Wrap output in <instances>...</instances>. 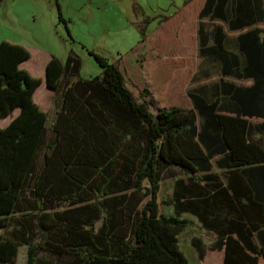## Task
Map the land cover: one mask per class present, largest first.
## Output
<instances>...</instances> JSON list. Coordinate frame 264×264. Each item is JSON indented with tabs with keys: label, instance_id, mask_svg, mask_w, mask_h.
Here are the masks:
<instances>
[{
	"label": "trees",
	"instance_id": "trees-1",
	"mask_svg": "<svg viewBox=\"0 0 264 264\" xmlns=\"http://www.w3.org/2000/svg\"><path fill=\"white\" fill-rule=\"evenodd\" d=\"M233 2L240 21L232 27L244 26L243 18L253 20L249 0ZM218 4L214 16L229 20L221 0ZM201 33L204 44L210 38L215 43L201 49L219 65L215 100L190 92L193 110L173 106L153 113L149 91L138 99L121 60L88 52L101 74L85 79L82 59L70 54L66 62L53 58L46 68L47 85L59 98L51 125L50 113L34 100L42 79L21 68L30 51L0 42V119L20 109L0 128V229L7 230L0 235L1 262L15 264L19 248L27 246L26 264H190L179 236L192 222L161 213V182L168 168L188 175L195 186L186 191L197 199L186 206L206 225L207 187L217 180L211 159L227 152V166L241 169L233 171L228 190L236 203L243 205L246 198L248 225L244 229L236 216L232 233L238 235L226 239L224 263L259 264L264 257V143L253 137L248 119L264 120V38L260 30L240 36L239 56L226 50L220 29ZM226 77L254 83L239 86ZM226 104L235 106L236 116L223 114ZM258 130L264 134V123ZM64 204L68 207L60 210Z\"/></svg>",
	"mask_w": 264,
	"mask_h": 264
},
{
	"label": "crops",
	"instance_id": "crops-1",
	"mask_svg": "<svg viewBox=\"0 0 264 264\" xmlns=\"http://www.w3.org/2000/svg\"><path fill=\"white\" fill-rule=\"evenodd\" d=\"M17 1L21 3L25 2L24 0ZM233 1L238 2L240 0H228L226 2L221 0V10L226 16H229V20L214 16V11L219 8L218 0H53L50 5V10L52 15L56 13L54 10H58V15L66 20V28L69 34L71 31L74 39L77 36L74 34V30L71 29V24H74L76 27L79 26V24L75 22L74 17L84 16L80 22L82 24L84 23V25L93 21L95 17H102L105 15L111 16L110 14L122 17V20L125 22L124 25H126L129 30L131 29L134 32L139 31L144 33L143 38H140L141 40L131 52L132 54L122 59H129V57L132 59H139L137 62L139 66H141L143 83L140 82V80L139 82L140 84L142 83L143 90L147 89L150 93L147 99L153 100L155 106H161L159 107L160 110L166 106L167 108H170L169 106H177L180 104V100L187 99L190 110H193L194 103L189 93L199 92L192 88L188 89L187 86H185V83L190 80V76L193 74V71L190 69L191 66L188 63L192 62L193 59H202L203 62H207L208 59H214L212 55L208 53L207 55H203L201 52L203 46L211 47L215 44L211 38L204 44L201 37V30L205 33H212L220 29L227 37L224 43L226 50L239 56H241L238 42L240 36L249 31L260 30L262 32L261 37L264 38V0H249V5L251 9L254 10L252 14L254 18L250 22H248L249 20L247 18H243L245 23L242 27H232V25H236L240 21V14L237 12L238 3H234ZM241 1L246 3L248 0ZM27 2L30 3L31 8V11L27 13V17L29 18L28 22L32 23L33 33H31V39L21 34L14 36L12 39H5L3 36L2 38L8 40L12 44L21 45L28 49L31 53V58L38 60L40 66L44 67L45 65L47 68L48 63L53 58H58L60 60L62 58L54 54L51 50H48L45 46L47 35L45 33L46 31L43 29L42 23H39L40 7L34 0H27ZM106 11L110 14H107ZM243 15L242 17H247L246 14ZM85 17H91L92 20H85ZM18 19L21 25L20 18L18 17ZM110 21V27L118 26L116 25V21L112 19ZM52 23L55 29L54 31H56V35L58 36V24H56L55 20ZM21 27L30 31L26 24H22ZM91 31H93V29H91ZM230 36L235 37L233 45L230 44ZM70 37L73 39L71 35ZM91 37L93 38L94 36ZM60 40L66 41L63 38ZM82 44L83 48L88 52H94L95 54L103 56L96 46H90L83 42ZM77 56L79 59H82L79 54ZM105 58L109 59L107 57ZM187 64L188 68H185ZM21 65H23V63ZM38 78L42 79V84H47L46 74ZM227 78L232 77H226L225 81H228ZM253 83L252 81L250 86H252ZM47 87L49 92L47 91V93H44L37 90L34 94V100L43 111L50 113L48 102L54 101L55 92L51 90L49 86ZM218 90L217 88L216 95L213 99H209L206 95L201 94L210 101H213L220 95ZM44 99L47 101V105L43 104ZM224 107L225 109L222 111L223 114L236 116L233 112V108H235L234 105L226 104ZM16 115L14 119H16ZM14 119H12V121ZM254 120L257 122H254ZM248 123L251 127L253 137L263 142L262 138L264 134L258 130V127L263 125L264 120L260 118H251L248 119ZM202 124L203 121L198 125L200 126L199 131H201ZM227 155V152L223 155L217 154L211 159V172L214 177H217V180L214 178L213 182H211L214 183V187H207L208 205L206 206L205 213V220H207L206 225L200 220L199 215L190 212L186 206L197 198L194 197L195 195L186 191L189 187L193 188L195 185H193V182L190 183L188 181L189 176L185 173L182 172L181 177H176L177 179H175L173 185V200L163 203L168 207L171 205L173 206L169 211L170 214L169 212L164 213L161 211L165 216H181L183 218L185 215L189 218L187 219L192 222V226L179 236L182 251L181 238L184 237L183 235L187 236L186 249L188 253L184 251V254L188 258L190 264H200V261L203 264H205V261L206 264H225L226 239L230 236L237 238L238 235L232 233V223L236 220V216L238 217L239 223L242 219V225L244 229L247 230L248 222L245 216L247 200L246 198L242 199L243 205L236 203L234 192L230 189L228 190V186L232 181L233 171H239L241 169L237 167H228L226 164ZM221 164H223V166ZM217 183L221 185L219 186ZM227 194H229L230 202L234 203L232 207L230 203H228ZM160 210L162 209L160 208ZM202 212L203 210L201 213ZM1 234L3 233L0 231V235ZM195 237L204 239L203 242H205L208 247L205 260L201 259L202 251H200V248L193 243ZM253 240L257 247H261L256 232H254ZM27 251V246H21L19 248L17 258L18 260L23 258L24 264H26L27 261ZM22 252L23 255L21 257ZM0 264L11 263L0 261ZM259 264H264V257L259 258Z\"/></svg>",
	"mask_w": 264,
	"mask_h": 264
},
{
	"label": "rangeland",
	"instance_id": "rangeland-1",
	"mask_svg": "<svg viewBox=\"0 0 264 264\" xmlns=\"http://www.w3.org/2000/svg\"><path fill=\"white\" fill-rule=\"evenodd\" d=\"M25 2L21 3L17 0H0V40L3 41L6 38L12 39L14 36H17L19 34L26 36L28 39H31V33L32 31V23H29V18L27 17L28 11H31L30 3L27 2V0H24ZM36 4L40 7V18L39 23H42L44 31H46V47L48 50H51L54 54L62 58L61 60L63 62H66L68 56L70 54L72 55H78L82 58L83 67L81 71V76L85 79L95 77L101 74V69L96 61V59L89 55L88 51L83 48V43H87L90 46H96V48L99 50L101 54H103L104 57L109 58L108 60L110 62H119L120 61V67L124 77L129 85V88L131 91L139 97L140 93L143 91V86L141 85L143 83L142 78V72L138 64L139 59H132L129 57V59H122L124 57L130 56L135 48V46L138 44V42L141 40L140 38H143L144 33L143 32H134L133 30H129L128 27L125 24L124 20H122V17L115 16L114 14H110L106 11L107 14H110L111 16L105 15L102 17H95L93 21H91V17H85V20H89L91 22H88L87 25H84V23H80L82 18L84 16H78L77 18L74 17L75 22L79 24L78 27H76L74 24H71V29L74 30V34L77 36L75 39L70 31V34L68 32V29L66 28V25L60 20V16L58 15V10L56 11L55 15H52L50 10V5L53 2V0H34ZM21 21V25L19 23V19ZM69 18V17H66ZM93 18V17H92ZM116 21L115 27H110L109 21L110 20ZM55 20L56 24H58V32L59 35H56V31H54L53 27V21ZM111 22V21H110ZM22 24L28 25L29 30H26L25 28L21 27ZM87 26V27H86ZM93 29V31H91ZM70 35L72 36L71 39ZM2 36L5 38H2ZM91 36H94L93 38ZM65 39L66 41H61L60 39ZM234 36H230V44H234ZM48 40V44H47ZM0 41V42H1ZM8 41V40H5ZM9 42V41H8ZM123 60V61H122ZM190 66V69L193 71V74L190 76V80H188L185 83V86L189 89H194L198 91L199 93H202L207 96L209 99H213L216 95V91L218 88V83L220 81L221 75L218 68V63L214 61L207 60V62H203L202 59H193L192 62L188 63ZM188 64L185 65V68H188ZM22 69L28 70L33 76L39 77L46 74V66L44 67L40 66L38 60L36 59H28L21 65ZM142 82L140 84V82ZM228 81L236 82V84L241 86H250L252 84V81L249 80H239L236 78H227ZM47 84H42L37 90L47 93L48 90ZM146 87V86H144ZM139 100L140 97L138 98ZM189 101V100H188ZM45 101L43 104L47 105ZM59 98L56 97L54 101H49V112H50V118H49V124L53 122L54 115L53 112L58 105ZM180 104L177 105V107H181L184 109H189L190 106L187 103V99H182L179 101ZM158 105V104H157ZM161 107V106H159ZM158 106H154L152 108L153 113H158L160 110ZM171 107V106H169ZM164 108H167L164 107ZM20 113V109H17L10 115V117H6L3 119H0V127H5L9 125L14 119L15 115ZM16 115V117H17ZM202 119L198 118L197 124L200 125ZM254 122H257L254 120ZM264 143V136L262 138ZM182 171H180L178 168L172 167L168 168L164 173V180L161 182V191L159 193V201L161 203L160 207L162 212L168 213L172 205L170 207L164 205L163 203L172 201L173 200V185L175 182L176 177H181ZM68 205H62L60 210L66 209ZM170 214V212H169ZM19 216V214H15L12 216L13 223H16V219ZM183 218H188L187 216H183ZM189 219V218H188ZM15 221V222H14ZM100 225V223H99ZM14 227H11L12 230ZM1 233L7 232L6 229H0ZM184 237L181 238V243L183 247V252L185 251L188 253L186 249V235H183ZM204 239H200L195 237L193 240V243L196 244L200 251H202L201 259L205 260V257H207L208 247L206 246L205 242H203ZM23 255V252L21 254V257ZM15 264H24V259H20L16 261ZM200 264H203L200 261ZM206 264V261H205Z\"/></svg>",
	"mask_w": 264,
	"mask_h": 264
}]
</instances>
